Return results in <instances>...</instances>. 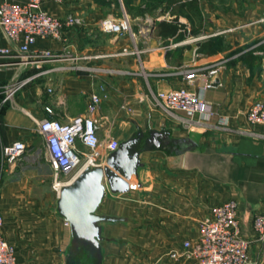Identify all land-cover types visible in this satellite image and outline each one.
I'll return each mask as SVG.
<instances>
[{"label":"crops","instance_id":"crops-1","mask_svg":"<svg viewBox=\"0 0 264 264\" xmlns=\"http://www.w3.org/2000/svg\"><path fill=\"white\" fill-rule=\"evenodd\" d=\"M117 7V0L41 5L59 19L68 14L82 17L84 26L67 29L64 42L36 40L32 50L50 49L62 58L46 63L42 72L26 75L31 78L30 86L9 102L1 105V98L0 145L22 141L27 152L37 138L42 139L37 133L40 120L67 123L83 114L90 96L103 89L106 98L98 113L102 122L99 140L110 135L120 144L139 132L146 135L141 166L128 192L107 194L96 211L119 219L101 224L98 262L72 245L69 225L56 209L54 214L51 209L42 212L43 198H29L22 177L15 181L23 165L38 162L36 154H24L15 164H5L0 172L1 233L15 248L16 264H191L189 260L173 261L167 254L173 249L181 251L186 241L194 243L199 223L228 200L238 204L242 235L250 242L249 260L264 264V244L257 241L252 226L255 215H264V142L241 134L263 130L248 124L244 115L254 102L264 103V10L254 7L240 14L235 7L223 11L205 7L218 32L209 30L176 40L156 36V23L170 21L165 19L151 24L131 19L134 38L102 33L100 21L122 18L115 14ZM178 22L187 24L182 18ZM216 38L228 48H215ZM207 42L212 53H197L198 44ZM8 46L0 30V48ZM124 48H136L139 57H110ZM0 64V83L24 68L14 57H0ZM211 68L217 74L204 93L214 112L208 122L193 126L196 116L177 113L171 117L155 104L152 96L160 91L188 87L199 92L204 81L199 78L190 87L183 71L202 76ZM223 121L227 129L219 126ZM39 165L46 166L47 177L52 176L46 160Z\"/></svg>","mask_w":264,"mask_h":264},{"label":"built area","instance_id":"built-area-1","mask_svg":"<svg viewBox=\"0 0 264 264\" xmlns=\"http://www.w3.org/2000/svg\"><path fill=\"white\" fill-rule=\"evenodd\" d=\"M44 3L61 5L62 0H0V30L8 42V47L0 48V57H14L22 67L36 64L39 58L50 57L49 52L32 50L37 39H53L64 42V32L84 26L82 17L68 14L63 19L56 18L41 9ZM102 33L129 35L135 37L131 23L126 18L118 22L104 19L99 23ZM137 56L134 48L122 49L110 57ZM0 66H2L0 64ZM217 69H207L205 74L193 70H184V80L193 87L201 78L204 82L199 92L192 89L178 88L160 91L153 94L155 104L167 115L176 117L184 113L189 117L196 116L193 126L208 122L214 115L211 105L205 101L204 93L214 83ZM31 78L8 83L2 87L1 105L9 102ZM50 93L51 91L48 90ZM106 98L104 90L92 94L83 114L70 119L67 123L42 119L37 124V133L43 139L47 162L52 172V188L58 195L60 188L69 184L87 167H102L106 157L117 150L119 142L108 135L99 140L98 131L102 127L98 113L102 101ZM51 114V109L45 107ZM250 125H258L262 131H243L241 134L253 141L264 142V103L254 102L244 115ZM220 127L227 129L226 122ZM27 146L22 141L0 145V172L5 164L13 165L26 153ZM60 178L67 179L59 182ZM238 204L228 200L215 207L210 217L198 225V238L193 242L186 241L182 250H171L167 256L173 261L189 260L191 264H256L248 258L250 242L243 237L238 215ZM3 218L0 215V264H16V251L1 233ZM253 230L258 242L264 244V215H255L252 220Z\"/></svg>","mask_w":264,"mask_h":264},{"label":"water","instance_id":"water-1","mask_svg":"<svg viewBox=\"0 0 264 264\" xmlns=\"http://www.w3.org/2000/svg\"><path fill=\"white\" fill-rule=\"evenodd\" d=\"M145 136L139 132L121 142L102 167L85 168L58 192L56 213L69 225L72 245L77 243L85 256L98 262L99 243L103 241L101 224L119 219L97 215L96 211L107 194L128 192L134 172L141 166L139 156Z\"/></svg>","mask_w":264,"mask_h":264},{"label":"rangeland","instance_id":"rangeland-1","mask_svg":"<svg viewBox=\"0 0 264 264\" xmlns=\"http://www.w3.org/2000/svg\"><path fill=\"white\" fill-rule=\"evenodd\" d=\"M155 1L156 0H132L131 1L132 6H130V11H129L124 6L123 0H117L118 7L116 8L115 14L118 17H122V18L126 17L129 21L135 18L136 21L139 22L145 21V23L148 24L153 23L157 19L171 20L173 18L172 15L170 14L171 9L164 11L163 10L164 5L162 4H159L157 8L154 9L153 6L156 5ZM198 1L200 5L199 8L201 11L200 20L195 17L189 20L187 17L183 15L178 16V18H182L183 22L187 23L186 24L187 33L193 30L199 34H202L203 32H207V31L209 32V30H211V33L213 34L218 32V28L214 25L215 22L213 20L212 15L205 11V7H211V8L213 7L216 8L218 11L230 10L232 7H235L240 14L243 11L252 9L254 7H260L264 10V0H198ZM214 47L220 50H226L228 48V44L216 38L214 41ZM36 51L49 52L50 57L39 58L38 63L24 67L20 73L18 72L16 73V76L12 77L5 83L4 82L0 83V92L2 91V87L7 85L8 83L23 80L25 79L26 75H29V73L35 70L42 72L44 71L45 65H47L46 63L56 62L57 60H61L62 58L59 53L50 49H42ZM29 86H30V82L25 84L19 91L24 90ZM1 98L2 95L0 94V101ZM31 153L36 154V158L38 162L35 163V165L33 166L23 165L22 168L23 170L20 173L14 175L15 181H20L19 177H22L21 180L25 182V185L23 186H26L28 190V191L26 190L23 191L28 193L29 198L32 197L43 198L42 200L43 205L41 207L42 208L41 211L44 212L45 209H51L52 213L54 214L58 195L55 192V190L52 188L54 184L52 180V176L50 175L47 177L44 174V170H45L44 167L46 166L39 165L40 160L47 161V153L43 139L37 138L34 141L33 148L32 149L29 148L25 154L29 155ZM24 161L26 162V160ZM66 180L67 179L65 178H60L59 182H65ZM1 183L2 180H0V187H1ZM9 224L11 225L12 223ZM67 264H69V262H67Z\"/></svg>","mask_w":264,"mask_h":264},{"label":"trees","instance_id":"trees-1","mask_svg":"<svg viewBox=\"0 0 264 264\" xmlns=\"http://www.w3.org/2000/svg\"><path fill=\"white\" fill-rule=\"evenodd\" d=\"M131 1L132 0H123L124 6L129 11L130 6H132ZM155 2L156 5L153 6L154 9L157 8L159 4H162L164 5V11L171 9L170 14L175 16L170 21H160L156 23L155 33L157 37L162 39L174 38L176 40H183L188 34H196L194 30L187 33V26L178 22V16L183 15L189 20L195 17L200 20L201 14L198 0H156ZM211 49L212 46L207 42L201 45L198 44L196 52L210 54L213 51ZM91 263L93 264V261H91ZM72 264H76V262Z\"/></svg>","mask_w":264,"mask_h":264},{"label":"flooded vegetation","instance_id":"flooded-vegetation-1","mask_svg":"<svg viewBox=\"0 0 264 264\" xmlns=\"http://www.w3.org/2000/svg\"><path fill=\"white\" fill-rule=\"evenodd\" d=\"M78 244L76 243V244H74V246H77ZM74 248V247H73ZM76 260H77V258H76Z\"/></svg>","mask_w":264,"mask_h":264}]
</instances>
